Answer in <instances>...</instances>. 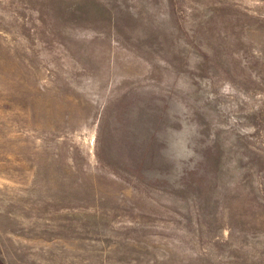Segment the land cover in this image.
<instances>
[{
	"label": "rangeland",
	"instance_id": "obj_1",
	"mask_svg": "<svg viewBox=\"0 0 264 264\" xmlns=\"http://www.w3.org/2000/svg\"><path fill=\"white\" fill-rule=\"evenodd\" d=\"M0 264H264V0H0Z\"/></svg>",
	"mask_w": 264,
	"mask_h": 264
}]
</instances>
